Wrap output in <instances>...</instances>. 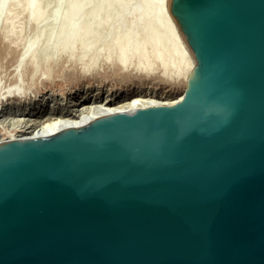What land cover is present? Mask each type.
Segmentation results:
<instances>
[{"label": "water", "instance_id": "95a60500", "mask_svg": "<svg viewBox=\"0 0 264 264\" xmlns=\"http://www.w3.org/2000/svg\"><path fill=\"white\" fill-rule=\"evenodd\" d=\"M168 10L179 101L0 143V264H264V0Z\"/></svg>", "mask_w": 264, "mask_h": 264}, {"label": "bare ground", "instance_id": "6f19581e", "mask_svg": "<svg viewBox=\"0 0 264 264\" xmlns=\"http://www.w3.org/2000/svg\"><path fill=\"white\" fill-rule=\"evenodd\" d=\"M50 1L10 0L3 6L0 0L2 25L9 27L13 14L20 13V9L27 12V24L31 23L42 31L58 27L53 38L47 30L45 38L31 39L18 59L19 66L30 70L28 88L38 83L41 76H44L43 82L47 83V88L52 86V73L69 71L67 68L70 66L76 68L80 65L81 72L89 76L88 73L97 71L99 64L122 73L131 70L140 75L157 74L173 85L169 90L150 85L99 90L90 89L85 83L67 94H62L60 90L57 92L61 94H56L55 90L47 89L39 91L31 99L23 91V74L17 70L13 73L12 86L5 90L1 88L0 77V118L12 121L11 125L8 124L10 129L0 126L3 128L0 130V143L43 137L60 130L81 127L108 114L167 105L180 100L195 60L171 18L169 0L165 1V7L153 6L151 0H138L129 7L121 4L122 0H67V15L63 20L58 19L57 11L49 12L42 7L38 9ZM146 6L147 11L137 12ZM101 8L110 16L115 15L117 21L115 28L105 38L92 33V24L96 22L95 11ZM141 15L143 24L137 27ZM159 16L166 20L167 28L164 31L149 25ZM106 21L97 22V30L104 28ZM22 30V23H19L15 40H12L14 43L18 42ZM50 44L53 47L49 52H39ZM121 58H126V61L121 63ZM56 68L60 71H56Z\"/></svg>", "mask_w": 264, "mask_h": 264}, {"label": "rangeland", "instance_id": "374dc122", "mask_svg": "<svg viewBox=\"0 0 264 264\" xmlns=\"http://www.w3.org/2000/svg\"><path fill=\"white\" fill-rule=\"evenodd\" d=\"M134 0H122L120 3L125 5L126 7H129L133 5L136 1ZM66 3L67 0H51L47 4H42L40 5L39 8H44L47 9L49 12L52 11H57L58 14V19L63 20L67 13H66ZM21 11L20 13H14L12 22L9 27L6 25L0 24V77L2 78V86L4 90L7 87L12 86L13 84V73L16 72L17 70H21L23 76H22V85H23V91H26L27 98H33L36 96L39 91H45L47 89H52L53 91L55 90L56 92L60 90L62 94H67L71 90H74L77 87L82 86L85 84L86 86H89L90 89H116L119 87L122 88H132V87H137V86H156L157 88H161L163 90H169L171 89L172 85L169 83V81L163 80L160 75L158 76L157 74L153 75H140L136 74L133 71H127V72H119L116 71L115 69H112L111 67H108L107 65H102L99 64L97 67V71L94 73H88L90 74L87 76L86 74L84 75L81 72V66L78 65L75 67L70 66L69 71H64L63 73L60 74H55L52 73L51 77L53 79V85L52 86H47V83L43 82V77L41 76L40 79L37 81L33 87L28 88V80H29V74L30 70L28 68H25L24 66H19L18 64V59L21 55L22 52H24V49H26L29 41L34 38H45L47 30L51 33V37L53 38L55 32L57 31L58 27H54L52 29H46L42 31L38 27H34L31 25V23L27 24L25 21V16L27 14L26 11ZM96 13V22L92 24V33L96 34L99 36V38H105L108 36L109 32L115 28L117 25V21L115 20V15H109V13L101 8L97 9L95 11ZM106 21V25L104 28L101 30H97L96 23L101 22V21ZM19 23H22V33L20 38L18 39L17 43H14L12 40H15V31L16 27L19 25ZM139 30V29H138ZM137 30V32H138ZM136 32V33H137ZM51 41V40H50ZM53 44H50L48 48L46 49H40L39 52L41 54H44L45 52H49L50 49H52ZM69 65V64H66ZM59 70V68H56V71ZM55 71V72H56ZM60 71V70H59ZM59 75V76H58ZM56 77V78H55ZM88 77V78H87ZM42 79V80H41ZM41 80V82H40ZM56 82V83H55ZM88 82V83H87ZM55 84V85H54ZM53 87V88H52ZM55 87V88H54ZM101 89V90H102ZM60 92H57L56 94H59ZM60 93V94H61ZM59 96V95H58ZM60 98V97H58ZM3 118H0V125L3 128L7 127L10 129V124L12 121L10 119H7L6 121H2ZM37 121V120H36ZM5 124V125H4ZM11 125V124H10ZM0 127V130L3 128Z\"/></svg>", "mask_w": 264, "mask_h": 264}]
</instances>
